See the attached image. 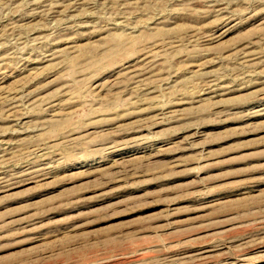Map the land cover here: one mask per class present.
Returning a JSON list of instances; mask_svg holds the SVG:
<instances>
[{
  "label": "rangeland",
  "instance_id": "rangeland-1",
  "mask_svg": "<svg viewBox=\"0 0 264 264\" xmlns=\"http://www.w3.org/2000/svg\"><path fill=\"white\" fill-rule=\"evenodd\" d=\"M0 264H264V0H0Z\"/></svg>",
  "mask_w": 264,
  "mask_h": 264
},
{
  "label": "bare ground",
  "instance_id": "bare-ground-1",
  "mask_svg": "<svg viewBox=\"0 0 264 264\" xmlns=\"http://www.w3.org/2000/svg\"><path fill=\"white\" fill-rule=\"evenodd\" d=\"M138 75L136 74L134 77H137ZM127 77V76H126Z\"/></svg>",
  "mask_w": 264,
  "mask_h": 264
}]
</instances>
